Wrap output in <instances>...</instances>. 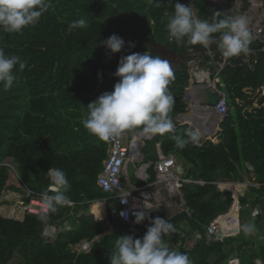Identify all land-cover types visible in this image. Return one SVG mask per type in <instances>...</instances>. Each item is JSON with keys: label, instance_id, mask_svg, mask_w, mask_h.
Masks as SVG:
<instances>
[{"label": "trees", "instance_id": "1", "mask_svg": "<svg viewBox=\"0 0 264 264\" xmlns=\"http://www.w3.org/2000/svg\"><path fill=\"white\" fill-rule=\"evenodd\" d=\"M242 1L246 10L249 0ZM179 2L192 5L201 19L211 20L217 13L210 0ZM175 3L162 0V6L156 7L148 0H50L48 11L35 26L13 34L0 29V48L6 55L19 56L25 64L23 70L17 64L11 88L5 90L0 85V161L12 158L18 170L15 176L9 166H0V201L8 190L52 195L47 175L52 168L66 173V195L76 203L58 205L56 212L50 210L44 217L28 213L23 221L0 215V264H110L120 236L143 237L148 224L120 223L112 230L107 226L108 209L103 199L109 194L97 185V179L108 157L109 141L89 133L82 120L87 117L89 103L114 90L121 56L145 51L167 59L174 67L175 78L169 85L175 99L169 113L173 123L186 111L187 53L202 46L190 45L186 39L178 44L170 37L166 14H172ZM80 19L87 21V27L69 32V25ZM112 34L126 41L119 53L98 44ZM128 41L135 47H128ZM255 45L251 41L250 46ZM154 46L183 55L184 61L174 62L172 52L170 59ZM211 50L217 58L221 55L216 44ZM243 57L222 74L230 110L221 124L220 142L204 139L193 145L186 135L188 126L174 124L175 134L189 141L186 147L177 148L171 134H157L143 148L144 160L155 161L161 143L165 155L178 157L188 178L206 182L183 186L190 214L184 211L168 218L166 208L151 211L152 217L163 216L173 224L175 231L164 239L170 248L187 254L191 264H228L237 257L241 264H264V51L250 55L252 68ZM133 130L140 129L125 133ZM248 164L260 187L250 185L239 192L243 174L251 172ZM150 173L154 180L153 169ZM219 182L230 183L235 195ZM239 199L249 214L256 210L252 224L257 233L245 235L241 228L237 234L214 239L208 234V225L220 215L216 223L224 232L240 227ZM243 210L241 218L247 222ZM0 214L20 215L18 209L5 206L0 207ZM59 224L67 229L58 231ZM47 225L54 228L53 236L46 233ZM194 230L200 236L185 246ZM84 239H95L92 250L76 251L73 245ZM16 256L19 259L13 262Z\"/></svg>", "mask_w": 264, "mask_h": 264}, {"label": "clouds", "instance_id": "2", "mask_svg": "<svg viewBox=\"0 0 264 264\" xmlns=\"http://www.w3.org/2000/svg\"><path fill=\"white\" fill-rule=\"evenodd\" d=\"M169 2L172 3V0ZM148 3L156 7L162 6V0H148ZM49 7L50 0H0V29L8 34L21 33L25 28L35 26ZM166 19L169 35L175 38L178 44L185 39L188 44H199L204 49L216 44L226 60L250 52L251 33L246 16L221 18L220 12H217L211 20L201 19L193 11L192 5H185L176 0L174 11L171 15L166 14ZM77 27H87V21H73L68 31L71 32ZM98 44L105 46L112 53H119L125 48L126 41L118 34H112L107 39L100 40ZM127 45L130 48L135 47L132 41H128ZM17 64L20 70L24 69L25 64L19 56L6 55L3 48H0V85L5 90L11 88L16 80ZM114 75L119 78L114 90L104 92L87 105L89 111L82 124L89 133L107 142L127 134L125 132L128 130L140 129L147 136L171 134L169 138L175 142L177 148L183 149L187 146L189 141L175 134V125L169 116L175 103L169 85L175 77L167 59L150 55L148 51L121 56ZM184 125L189 126L187 123ZM186 135L193 145L199 144V130L190 129ZM144 147L141 148V154ZM175 157L178 159L176 155ZM248 166L254 173L253 167L250 164ZM47 175L52 195L45 194L44 198L51 212H56L58 205L70 204L66 195L69 181L61 169L50 168ZM133 180L139 181L135 179V171ZM143 208L145 210L133 213L134 223L140 224L148 219L147 231L139 238L134 235L120 236L116 240L115 251L110 256V264H191L187 254L170 248L164 239L175 231L173 224L166 218L152 217L150 204L144 202ZM167 214L168 218L173 217L168 211ZM46 215V212H42V217ZM120 215L127 219V213L121 212ZM239 228H242L245 235L255 232L254 224L246 223Z\"/></svg>", "mask_w": 264, "mask_h": 264}, {"label": "built area", "instance_id": "3", "mask_svg": "<svg viewBox=\"0 0 264 264\" xmlns=\"http://www.w3.org/2000/svg\"><path fill=\"white\" fill-rule=\"evenodd\" d=\"M249 1L251 4L252 2L255 3L256 0ZM251 25L252 28H249L251 41H255L256 45L250 47V52L248 54H244L243 57L244 63L248 64L250 68L253 67L250 63V55H256L259 51L264 50V20L262 17H258V19L254 23H251ZM259 47L261 48L259 49ZM189 52H192V56L188 61L190 83L185 88V92L186 90L189 92L194 91L198 86H204L211 88L213 92L220 95V98L214 107L210 105H204L201 107V109H203L202 114L204 115V121L207 125H210V128H215L216 134H207L205 137L201 135L200 141L210 139L213 142L218 143L220 142L219 134L222 131L221 124L230 110L228 93L224 89L225 83L223 82L222 74L227 67L233 68L236 66L235 61L238 57L226 60L222 55H219L217 58L211 50V47L208 49H204L203 47L199 49L191 48ZM186 103V111L181 114L195 109L196 102L189 100ZM213 112L216 114V121L211 115ZM181 114L176 117V123L174 124H185V120L183 121L180 118ZM190 129L195 128H191L189 124L187 131ZM154 136H147L141 130H133L130 133L123 134L120 137L109 140L108 157L103 162V169L98 176L97 185L109 194L103 199V201L108 207L105 217L107 226L110 230L114 229L115 226L120 223L136 224L134 223L135 217L133 213L145 210L143 208L144 202L151 205V211H157L155 207L162 201L161 191H164L168 196L175 197L176 199L179 197L182 199L181 208H166L169 212L171 211V216L184 211H188L190 214V209L186 207L185 203H183L184 198L181 195L183 186L190 183L201 185L206 184L204 180H194L192 178H188L185 174L184 167L179 163L175 155L164 154L161 143L157 144V151L159 154L158 159L149 162L145 161L143 154H141V148L144 147L146 142L151 140ZM131 164H133L135 168V179L143 181L142 184H139L129 176L128 171ZM3 165L9 166L12 171L14 168H17L13 159L10 158L0 161V166ZM151 169H153L155 173V179L152 181H150ZM218 185L226 186L230 190L234 191V187L231 186L230 183L219 182ZM247 185L248 184H243L242 186L246 187ZM240 189L241 187L239 190ZM8 191H5L4 195ZM45 194L50 195L48 193L37 194L32 190H27L24 194V201L21 203L24 213H49L50 209L47 207L44 198ZM25 199H29V201L27 202ZM125 200L127 201L126 203L123 202ZM71 203L73 202H70L69 205H73ZM179 209L180 211L176 213ZM121 212L127 213V219L120 215ZM211 223H213L212 225L214 228H218L216 221H211ZM241 223L243 224L246 222L241 220L240 226L242 225ZM140 224H149V220L145 219V221ZM47 228H52L54 230V228L49 225H47ZM56 228L58 231L67 229L65 224H59ZM232 231L235 232V230H230L229 233ZM240 231V228H238L237 233ZM225 233L226 232L224 231L217 233L214 235V239H222L221 237H226ZM198 237V234H192L188 238V241L193 242ZM94 240L84 239L80 243L73 245V248L78 252L85 250V252H87L90 250L91 244L93 245Z\"/></svg>", "mask_w": 264, "mask_h": 264}, {"label": "rangeland", "instance_id": "4", "mask_svg": "<svg viewBox=\"0 0 264 264\" xmlns=\"http://www.w3.org/2000/svg\"><path fill=\"white\" fill-rule=\"evenodd\" d=\"M210 2H211V6L213 7V9L215 11H217V12H220V14H229V13H232L234 16H241V15L246 16L248 20L250 19L249 20V28H252V25H250V21L254 23L258 19V17H262L263 20H264V4H263L264 3V0H256L255 1L256 3H253L252 2L251 4L248 5V8L246 10L245 9H242L243 4L240 3V0H210ZM258 2L261 3V6L259 5L258 7H255V4H257ZM210 47H211V45H210ZM154 48L157 49L160 52L165 53L168 56V58H170L169 57L170 56L169 55V52L164 47H162V46H154ZM191 56H192V52H188L187 53V59L188 58H191ZM175 60H178V57L177 58L174 57L173 61L175 62ZM174 62H173V64L175 65ZM172 68H174V67H172ZM200 133L203 136V133L202 132H200ZM250 168L251 167H249V169ZM134 171H135V168H134V165H132L131 166V169L129 171V176L132 179L134 178ZM13 174L15 176L18 175L17 168H14L13 169ZM254 176L255 175L252 173V171L250 173H244L243 174L244 181H243L242 184H248L247 186L255 185L257 188H259L260 187L259 186L260 184L255 180V177ZM150 181H152V180L150 179ZM244 188L245 187L241 186V189H244ZM241 189L239 190V192L241 191ZM28 190H30V189H28ZM26 192H27V190L23 191L22 193H18V192H14V191L9 190L8 192H6V194L3 197H1L2 199L0 201V207L1 206H5L6 208H16V209L19 210V213H20V215L17 216V217H9V216H7V218H12V219L21 220V221H23L25 219L26 214L24 213V210L21 207V203H22V201H24V198H25V195L24 194ZM161 193H162V197H161L162 198V201L156 205V207H155L156 210H158L161 207H163L164 209L165 208H181V206H182V199L181 198L178 197L176 199L175 197L168 196L164 191H161ZM181 195L184 198L183 188L181 190ZM70 202H73V203H71V204H73V206L76 205V203L74 201H70ZM94 203H97V201H95ZM183 203H185V199H184ZM239 204H240V202H239ZM105 206L107 207L106 204H105ZM248 208L251 209V206H248ZM107 209H108V207H107ZM242 210L243 209H242V206L240 204V212H242ZM167 211L169 212V210H167ZM179 211H180V209L177 210L176 213L179 212ZM243 213H244L243 219L245 217H247L246 218V221H247L246 223L252 224V220H253L252 218H253L254 214L256 213V210L253 211V212L250 211V214H249V212L247 210H243ZM31 214H34V213H31ZM36 214L38 215L39 213H35V215ZM0 215L4 216L3 214H0ZM220 216H218V217H220ZM4 217H6V216H4ZM218 217L215 218L214 220H212V222L213 221H216L218 219ZM105 219H106V217H105ZM241 220H242V218H240V221ZM246 223H244V224H246ZM212 224L213 223H210L208 225V228H209L208 234L209 235H216L217 233L222 232V228L219 227V224H217V227L218 228H214V226ZM214 224H216V223H214ZM243 225H241V227ZM188 227H189V230H190V226H188ZM45 231H46V233L49 236H53V234H55L54 230L52 228H49L48 229L47 226L45 228ZM229 232L230 231H228V232L225 233L226 237H227V235L229 237L230 234L233 235V234H236L237 233L236 231L235 232L232 231L231 233H229ZM254 233H257V230L256 229H255V232ZM192 234H194V235L198 234L200 236L199 232L196 231V230H194V232H192ZM221 238L224 239L225 237H221ZM185 243H186L185 245L188 246L191 243V241L185 240ZM91 250H92V244L90 246V250H88L87 252H90ZM18 259H19V257L16 256L14 258L13 262L14 261H17ZM230 264H241L240 263V258H238V257L237 258H234L233 261H231Z\"/></svg>", "mask_w": 264, "mask_h": 264}, {"label": "water", "instance_id": "5", "mask_svg": "<svg viewBox=\"0 0 264 264\" xmlns=\"http://www.w3.org/2000/svg\"><path fill=\"white\" fill-rule=\"evenodd\" d=\"M168 52H172V54L177 58L178 57V61L183 62L184 61V57L183 55L177 54L173 51H170L167 49ZM220 98V95L218 93L213 92V90L209 87H204V86H198L197 88H195L194 91H187L185 92V96L183 100L186 101H193L196 102L195 104V109H193L192 111H189L187 113L181 114L180 118L184 121L186 117H194L196 120H198V123L203 125V128L205 129V134L203 135L204 137L207 136V134H216V130L215 128H210V125H207L206 122L204 121V115L203 114H197L196 110L199 111L198 106L202 107V106H206V105H210L212 107H214L216 105V103L218 102ZM203 110V109H202ZM211 115L214 117L215 121L216 119V114L215 112L211 113ZM191 127V125H190ZM192 128V127H191ZM7 218V217H5ZM237 232L236 229H233Z\"/></svg>", "mask_w": 264, "mask_h": 264}, {"label": "bare ground", "instance_id": "6", "mask_svg": "<svg viewBox=\"0 0 264 264\" xmlns=\"http://www.w3.org/2000/svg\"><path fill=\"white\" fill-rule=\"evenodd\" d=\"M259 5L261 6V3L258 2L257 4H255V7H258ZM198 108H199V112H203V110L201 109V107H198ZM185 122L187 124H190L192 128H195V130H199L200 132H202L203 135L205 134V129L203 128V125L199 124L198 123V120H196L194 117H186L185 118ZM219 227L222 228V226L220 224H219ZM222 231H224L223 228H222Z\"/></svg>", "mask_w": 264, "mask_h": 264}, {"label": "crops", "instance_id": "7", "mask_svg": "<svg viewBox=\"0 0 264 264\" xmlns=\"http://www.w3.org/2000/svg\"><path fill=\"white\" fill-rule=\"evenodd\" d=\"M240 3L243 4L242 9H244V3H243V1L240 0ZM249 3H250V1H249ZM228 11H229V10H228ZM228 15L231 16V17H235L232 13H229ZM249 20H250V19H249ZM249 20H248V21H249ZM251 23H253V22L250 21V25H251ZM189 83H190V78H189V82H188V84H189ZM183 99H184V98H183ZM185 102H186V101H185ZM196 112H197V114H202V112H199L198 110H196ZM185 123H186V122H185ZM180 164H182V163L180 162Z\"/></svg>", "mask_w": 264, "mask_h": 264}]
</instances>
